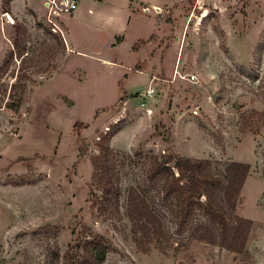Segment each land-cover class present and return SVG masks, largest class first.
<instances>
[{
	"label": "rangeland",
	"instance_id": "rangeland-1",
	"mask_svg": "<svg viewBox=\"0 0 264 264\" xmlns=\"http://www.w3.org/2000/svg\"><path fill=\"white\" fill-rule=\"evenodd\" d=\"M35 2L40 16L23 6L11 23L0 14V264H67L72 247L92 242L88 232L99 264H264V0H181L158 24L139 23L159 28L137 34L145 40L122 67L90 51L104 38L76 10L57 24L85 54L67 52ZM15 39L22 63L11 57ZM16 78L13 110L5 103ZM150 155L207 159L220 178L231 162L249 165L235 210L252 222L242 254L195 240L191 226L176 233L159 186L145 188ZM106 168L117 174L118 210L101 203ZM131 187L161 217V247L137 243ZM202 221L197 213L193 226Z\"/></svg>",
	"mask_w": 264,
	"mask_h": 264
},
{
	"label": "trees",
	"instance_id": "trees-1",
	"mask_svg": "<svg viewBox=\"0 0 264 264\" xmlns=\"http://www.w3.org/2000/svg\"><path fill=\"white\" fill-rule=\"evenodd\" d=\"M17 41L14 40L11 57L15 56L22 63L25 50L23 46H18ZM19 79L16 78L9 90L5 87V92L9 91L5 105L13 110L16 108L14 97ZM101 149L106 151L105 148ZM148 158L144 173L145 188L159 186L161 202L172 213L176 233L181 235L191 226L190 236L195 240L234 254L245 251L252 222L236 216L235 210L248 177L249 165L231 162L225 166L224 175L220 178L213 172L212 162L207 159L167 156L160 160L155 155ZM113 170L106 168L102 172L107 194L103 195L101 203H108V211L110 206L118 210V190L114 189L117 174ZM145 192L140 187L129 188L126 217L138 244L156 243L161 247L165 239L163 222L147 202ZM197 213L202 215L203 221L193 226ZM88 233L92 242H86L83 246L77 243L72 247L67 264H99L102 261V258H95L91 250L97 236ZM80 250L82 253H79Z\"/></svg>",
	"mask_w": 264,
	"mask_h": 264
},
{
	"label": "crops",
	"instance_id": "crops-1",
	"mask_svg": "<svg viewBox=\"0 0 264 264\" xmlns=\"http://www.w3.org/2000/svg\"><path fill=\"white\" fill-rule=\"evenodd\" d=\"M43 1V0H42ZM181 0H78V6L72 17L75 16L76 22L82 25H89L88 33L91 37L99 39L104 38L102 48L92 47L91 52H101V49L108 54V57H101L103 63L109 66L122 67L123 62L121 56H127L129 50L138 41H143L145 38L139 37L137 34H155L157 27L142 28L139 23L151 22L159 23L160 15L164 10L173 9ZM35 0H10L8 9L3 10L0 14L8 15L10 18L16 17L17 13H21L20 6L27 7L31 12L39 15L40 7ZM3 0H0V8ZM44 16L46 10L42 2ZM174 11V9H173ZM153 13V15H152ZM40 16V15H39ZM60 17V16H59ZM58 18V17H57ZM57 18L56 20L57 24ZM14 23V22H13ZM58 25V24H57ZM59 26V25H58ZM65 26V25H64ZM65 50L67 52H75L76 54H85L78 48L81 47L76 41L73 32L68 33L65 29L59 26ZM71 34V35H69ZM88 35V34H86ZM125 51V53H124ZM112 55L113 57H109Z\"/></svg>",
	"mask_w": 264,
	"mask_h": 264
},
{
	"label": "built area",
	"instance_id": "built-area-1",
	"mask_svg": "<svg viewBox=\"0 0 264 264\" xmlns=\"http://www.w3.org/2000/svg\"><path fill=\"white\" fill-rule=\"evenodd\" d=\"M43 4L46 10L47 22L52 26L51 31L55 34L62 35L59 26L54 23V19L59 17L61 14L74 12L78 6V0H43ZM6 19L9 23L12 22L11 18L8 15H6ZM186 80L188 82H194L195 76H187ZM154 93L155 90L152 87H149L143 97H151ZM141 106L145 105L141 104Z\"/></svg>",
	"mask_w": 264,
	"mask_h": 264
}]
</instances>
